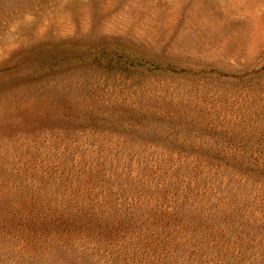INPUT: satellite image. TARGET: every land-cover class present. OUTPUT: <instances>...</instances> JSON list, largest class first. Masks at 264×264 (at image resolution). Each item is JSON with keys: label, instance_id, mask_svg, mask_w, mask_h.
<instances>
[{"label": "rangeland", "instance_id": "1", "mask_svg": "<svg viewBox=\"0 0 264 264\" xmlns=\"http://www.w3.org/2000/svg\"><path fill=\"white\" fill-rule=\"evenodd\" d=\"M0 264H264V0H0Z\"/></svg>", "mask_w": 264, "mask_h": 264}]
</instances>
